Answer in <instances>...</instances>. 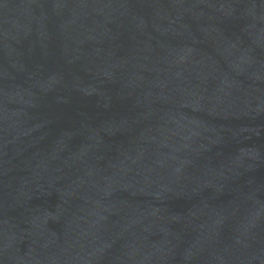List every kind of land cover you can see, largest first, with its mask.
Segmentation results:
<instances>
[{
    "label": "water",
    "instance_id": "obj_1",
    "mask_svg": "<svg viewBox=\"0 0 264 264\" xmlns=\"http://www.w3.org/2000/svg\"><path fill=\"white\" fill-rule=\"evenodd\" d=\"M0 264H264V0H0Z\"/></svg>",
    "mask_w": 264,
    "mask_h": 264
}]
</instances>
